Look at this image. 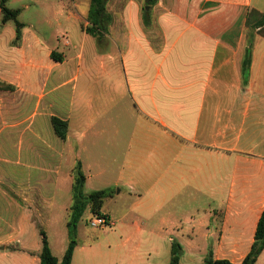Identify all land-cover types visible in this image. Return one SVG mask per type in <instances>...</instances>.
<instances>
[{"label": "crops", "instance_id": "1", "mask_svg": "<svg viewBox=\"0 0 264 264\" xmlns=\"http://www.w3.org/2000/svg\"><path fill=\"white\" fill-rule=\"evenodd\" d=\"M67 1L71 9L66 0H3L23 25L15 44L0 14V83L13 88L0 90V114L20 124L22 106L31 119L45 111L52 133V116L67 123L64 141L53 133L60 169L39 176L54 178L40 225H58L64 212L66 227L79 163L84 194L109 192L100 210L108 225H77L70 264H168L172 243L179 264H202L208 252L241 263L264 212V24L255 27L264 0H157L148 9L107 0L100 38L84 31L89 0ZM60 45L66 53L54 51ZM65 88L59 108L48 94ZM33 209L0 240L1 261L39 264ZM55 237L46 240L60 261L67 229ZM254 264H264V248Z\"/></svg>", "mask_w": 264, "mask_h": 264}, {"label": "rangeland", "instance_id": "2", "mask_svg": "<svg viewBox=\"0 0 264 264\" xmlns=\"http://www.w3.org/2000/svg\"><path fill=\"white\" fill-rule=\"evenodd\" d=\"M66 2L67 7L71 9V3L67 0ZM123 2H126V0H121L119 5L122 6ZM109 7L116 8L115 0L111 1ZM78 8L85 10L86 3L81 2ZM26 17L27 14L25 13L22 19L26 20ZM19 20H21V17ZM61 48L62 45H60L58 50L54 51L66 53V50ZM69 52L74 54L76 51L70 49ZM48 98L56 101V105L59 108H65L68 89L54 90L48 94ZM31 110L30 108L25 110L22 106L20 124L15 123L13 115L7 111L3 115L0 114V240L3 241L7 237L14 236L18 230V221L21 213L27 211L28 208H34L33 210H36L34 215L38 217L37 219L35 218V221H38L36 223L35 239L38 241L40 239L39 230L47 231L48 240L54 246L57 243V239H55L57 232L60 233L62 230L66 232V213H59L61 216L58 225L47 227L46 230L45 227L40 225L42 220H44L46 214L45 205H47L49 198L45 192L52 186L51 183L54 178L39 176H42L41 173L43 171H58L60 169L62 146L50 131V128L48 129L47 127L45 121L48 118L45 120V117L48 114L43 111V116L38 115L31 119L29 117ZM65 164L64 157L62 161L63 167ZM61 174H65L64 168L61 169ZM91 182H97L93 185V188H100L101 185L98 181L92 180ZM67 186L69 187V185ZM86 190L89 191V189ZM68 194L65 193L66 196ZM52 202L55 203V200H52ZM57 203L58 201H56ZM91 218L92 215L85 211L78 223V227L80 229H82V226H84V229L90 227L87 221ZM39 219L41 220L39 221ZM65 241H67V237ZM0 264L12 263L6 260L1 261L0 259Z\"/></svg>", "mask_w": 264, "mask_h": 264}, {"label": "trees", "instance_id": "3", "mask_svg": "<svg viewBox=\"0 0 264 264\" xmlns=\"http://www.w3.org/2000/svg\"><path fill=\"white\" fill-rule=\"evenodd\" d=\"M106 1L107 0H89L87 25L84 27V31L96 38H100L106 31V26L110 20L109 15L106 13ZM157 0H143L144 7H153L156 5ZM3 0L0 1V14L1 22H12L15 29L14 44L20 40L21 30L23 25L18 22L17 10H11L6 8ZM264 24V13L261 18L256 22L255 27H259ZM248 52V51H247ZM246 52V57L242 64V70L245 73L249 64V54ZM50 58L54 61L60 62L61 58L59 54L51 52ZM12 87L5 83H0V90L12 91ZM50 123L53 129L54 135L64 141L67 134V123L55 116L50 118ZM84 176L81 171L79 163L73 170L72 185H71V204L68 211V220L66 223L68 245L65 253L60 261H58L51 253L48 246L45 234L42 230H39L41 237V250L39 254V264H70L72 259V253L76 246V229L79 221L81 220L85 210L89 207L92 216L101 217L100 210L103 205V201L109 196V192L106 190L91 192L84 194ZM103 217V216H102ZM106 219V217H104ZM264 248V212L259 217L257 222L254 242L251 250L244 257L239 264H254L258 255ZM182 253L181 247L177 243H172L170 248V258L168 264H179L180 255ZM202 264H231L227 260H215L213 259L211 252H208L203 259Z\"/></svg>", "mask_w": 264, "mask_h": 264}, {"label": "built area", "instance_id": "4", "mask_svg": "<svg viewBox=\"0 0 264 264\" xmlns=\"http://www.w3.org/2000/svg\"><path fill=\"white\" fill-rule=\"evenodd\" d=\"M88 225L91 228H102L108 225V221L102 216H93V218L88 221Z\"/></svg>", "mask_w": 264, "mask_h": 264}, {"label": "water", "instance_id": "5", "mask_svg": "<svg viewBox=\"0 0 264 264\" xmlns=\"http://www.w3.org/2000/svg\"><path fill=\"white\" fill-rule=\"evenodd\" d=\"M145 9H148V7H145Z\"/></svg>", "mask_w": 264, "mask_h": 264}]
</instances>
